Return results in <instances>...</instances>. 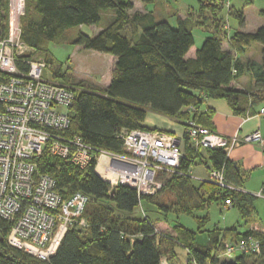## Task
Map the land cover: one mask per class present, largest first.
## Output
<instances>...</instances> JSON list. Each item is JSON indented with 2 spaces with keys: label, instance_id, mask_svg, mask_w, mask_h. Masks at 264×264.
Returning a JSON list of instances; mask_svg holds the SVG:
<instances>
[{
  "label": "trees",
  "instance_id": "trees-1",
  "mask_svg": "<svg viewBox=\"0 0 264 264\" xmlns=\"http://www.w3.org/2000/svg\"><path fill=\"white\" fill-rule=\"evenodd\" d=\"M156 4L161 0H136ZM217 1V2H216ZM219 0L204 6L196 19L177 20L172 27L167 20H156L151 13L134 12L131 0H24L25 14L20 19V41L32 51L20 57L17 65L26 70L24 60L34 54L45 58L55 79L66 80L62 64L51 55V47L66 43L110 56V77L103 88L68 83L75 88L69 108L68 133L77 136L94 149L124 154L121 131L147 130L142 123L147 112L168 117L183 127L184 153L177 169L161 172L159 191L139 196L133 188H113L94 173L95 163L80 168L43 153L37 160V172L55 181L64 197L81 192L88 198L82 218L62 238L55 254L42 261L11 247L7 242L10 224L0 217V264H160L168 257L171 264H264V235L239 232L236 228L213 229L204 245L196 243V234L174 219L190 215L209 205L210 200L222 207H236L242 220L254 212L255 197L239 189L242 179L221 149L194 147L186 134L189 122L213 132L211 109L207 100H222L232 114L246 117L253 106L264 101V24L254 32L236 31L231 37L220 34L215 25L213 35L195 47L192 31L220 22ZM245 4L251 0H245ZM211 17H205L204 7ZM103 11L110 15L102 24ZM7 0H0V37L5 36ZM240 26L244 19L235 12ZM264 20V10L259 12ZM207 22L210 24L207 26ZM214 23V24H213ZM80 27H96L94 35L80 32ZM213 28V27H212ZM71 29L77 30L68 37ZM228 39L234 53L222 50ZM253 43L261 47V61H241L246 48ZM235 54V55H234ZM254 81V92L240 89L234 82L243 75ZM67 84V83H66ZM190 108L194 111L190 112ZM205 153V158H204ZM205 159V162L204 160ZM206 165L209 172L220 171L226 188L212 181L199 180L194 185L191 169ZM229 186V187H227ZM231 187V188H230ZM174 198L168 202L161 195ZM228 200L231 205L225 206ZM152 205L151 218L142 202ZM167 201V200H166ZM207 220L199 219V226ZM254 237L261 241L258 255L234 252L223 256L224 243L236 244ZM185 253V261L178 250ZM181 252V251H180Z\"/></svg>",
  "mask_w": 264,
  "mask_h": 264
},
{
  "label": "built area",
  "instance_id": "built-area-1",
  "mask_svg": "<svg viewBox=\"0 0 264 264\" xmlns=\"http://www.w3.org/2000/svg\"><path fill=\"white\" fill-rule=\"evenodd\" d=\"M24 14V0H7V32L0 37V217L10 224L7 242L11 247L46 261L70 228L85 225L82 214L88 198L81 192L64 197L53 178L38 174L37 160L43 153L80 168L93 160L94 173L111 188L127 186L144 196L160 190L161 172L178 168L181 140L166 132L121 131L125 152L113 154L69 134L75 88L55 80L45 58L23 59L26 70L17 65L20 57L32 51L20 41ZM45 70L50 78L43 75ZM259 115H264V108ZM186 134L194 147L221 149L226 155L241 143H261L258 132L241 139L224 138L192 122ZM207 179L226 188L220 171L209 172ZM224 205L231 203L226 200ZM223 247L226 257L234 252L256 256L261 241L248 237ZM163 261L160 264H166Z\"/></svg>",
  "mask_w": 264,
  "mask_h": 264
},
{
  "label": "rangeland",
  "instance_id": "rangeland-1",
  "mask_svg": "<svg viewBox=\"0 0 264 264\" xmlns=\"http://www.w3.org/2000/svg\"><path fill=\"white\" fill-rule=\"evenodd\" d=\"M200 0H162V5L164 6L165 10H172L174 12H177L183 17H198L200 14ZM229 0H225V3ZM232 5H234L235 8H243L244 12L247 17V29L248 31H253L256 29L257 25L256 23L259 22V20H263L262 17H259L258 12L259 10L264 7V0H251L252 3L245 4V0H230ZM208 0H204V4H208ZM145 7L146 10H152L154 4H141L136 3L135 7L132 11H130V14H133L134 12H139L143 10V7ZM163 6L162 9H163ZM207 8V6H206ZM209 9V8H208ZM221 11V13H220ZM220 13L224 20L228 21V25L231 27V31L238 30L239 29V23L238 19L230 15L229 17L226 14V9L218 11ZM110 15L109 11H103L102 17L103 22L102 24L105 25V18H107ZM169 24L172 26V24H176V17L171 16L167 20ZM91 28V29H90ZM83 27L79 28L78 30L82 33H85L86 35H93V33L97 32L94 31V27ZM77 30L71 29L70 32L67 33L68 37H72L75 35V32ZM194 34V41L195 45L201 44V41L203 39L202 32L200 29L193 30ZM226 40V39H224ZM225 42V41H223ZM226 43V42H225ZM224 47H226V44H223ZM252 45L259 46L256 43H253ZM256 49H248L246 50L245 55L247 58L253 60L255 56L257 55ZM51 55L53 59L56 62H59L62 64V72H65L66 80L62 81V79H55L60 80L62 83L68 85V83L75 84L78 82H84L85 86H93L98 88H103L108 83V79L110 77V70L111 65L109 62L110 56L106 54L96 53L93 51H88L83 49L80 46H74L70 45L69 43H66L64 45H60L58 47H52L51 49ZM34 56L37 58H43V56L34 54ZM246 58V60H247ZM54 73V72H52ZM44 76H48L50 78L49 72L47 70L43 73ZM52 78V77H51ZM70 85V84H69ZM198 173V171H195L194 174ZM206 180V179H204ZM194 185L198 184V182L191 180ZM165 202H168V200L171 199V201L174 199L172 195L168 192H165L160 197ZM167 200V201H166ZM259 200V199H258ZM260 202V201H259ZM255 211L253 212L252 216L250 217V223L245 222L241 219L238 210L236 207H230L225 208L222 207L219 202H216L215 200H210L209 205L205 208V210L201 211H194L191 216L190 215H179L176 219L173 214H169V218L174 219L177 224H181L185 228L192 230L196 234V243L199 245H204L207 241V236L210 231L213 229H229V228H236L239 232H242L246 230L249 227L253 226L254 224H258L259 227H264V202L256 204L254 203ZM142 209L146 211L147 214L151 218L154 216H158V213H152V205L147 204L146 202H142ZM206 217L207 220L203 223L202 226H199V219ZM246 224H249L248 226H245ZM181 251V252H180ZM178 255L182 256V261H185V253L183 250H178ZM164 260V261H163ZM163 262L166 264H169L168 257H164L162 259ZM178 264V261L175 262Z\"/></svg>",
  "mask_w": 264,
  "mask_h": 264
},
{
  "label": "crops",
  "instance_id": "crops-1",
  "mask_svg": "<svg viewBox=\"0 0 264 264\" xmlns=\"http://www.w3.org/2000/svg\"><path fill=\"white\" fill-rule=\"evenodd\" d=\"M200 1L201 3L204 4V0H200ZM208 1L209 3L214 2V0H208ZM131 2L133 4V8L135 7V4L138 3V1L136 0H131ZM218 2H220L221 10L224 9L225 7L226 14L228 17L230 15L235 16L234 15L235 12H241L243 19H244L243 25L242 26L239 25L238 30L231 31L232 29L230 25H228V21L224 20V18L221 15H219L221 13L220 11V13H218V15L216 16V18L220 19V22L218 24L213 23L214 24L213 26L207 27L204 30L198 28L203 33L202 34L203 39H205L206 37L210 35H213V29H215L214 28L215 25L218 26L217 30H219L220 34H224L226 35L227 38H229L236 31H240L244 33L254 32L256 29H258L264 24V20L262 21L259 20V22L256 23L257 25H253V26H257L256 29L253 31H248L247 17H246V14L243 8H240V9L235 8L234 5H232L230 0L227 1L226 3H225V0H219ZM205 5L207 4H204V6ZM161 6H163L162 0L160 1V3L154 4L153 9L150 11L146 10L145 7L142 6L143 10L139 11V13L140 14L151 13L152 15H154L156 20H162V19L168 20L169 17L175 16L176 23L178 19L184 20L188 18V17L181 16L177 12H174L173 9L165 10L164 6L162 9ZM203 9H204L203 14L205 17L212 16L208 8L204 7ZM262 10H264V7H262L259 10V12ZM259 12H258V15H259ZM196 17H193V19H196ZM259 17L261 16L259 15ZM209 24L210 23L207 22V26ZM175 26L176 24L175 25L172 24V27H175ZM80 28H83V27H80ZM94 28H95L94 31H97V28L96 27ZM94 34L96 33L94 32L93 35ZM192 34H193V31H192ZM193 38H194V34H193ZM224 41L226 43L225 42L221 43L222 50L234 53L231 47L229 46L228 39ZM194 44H195V41H194ZM223 44H226V47H224ZM194 46L196 47L198 46V44ZM53 47H58V46H53ZM248 49L257 50L256 51L257 55L255 56V58H253V60L249 59V57L247 58L245 55H241V56L238 55L235 57L236 58L240 57V60L243 62L246 61V58H247V60H251V61H255L259 63L261 61V47L250 45L249 47L246 48V50ZM234 83L240 89H244L249 93L254 92L255 90L254 81L249 74L248 75L244 74L243 76L239 77ZM205 106L210 108L212 111L210 119H211L213 133H215L216 135H219L224 138H231L233 136H237L238 138L241 139L247 135H251L254 132H258L260 134L261 143H241L229 151V153L227 154V158L233 164L235 170L238 172L239 176L242 179V185L239 189H241L242 192L253 195L255 197L256 204L262 203V201L264 202V115H259L260 109L264 108V101H262L256 106H253V111H254L253 114L246 116V117L236 116L232 114L227 104L222 100H207L205 102ZM142 125L149 131L166 132V133H170L180 138L181 140L180 150H181V153H184V139L182 136L183 127L180 124H178L176 121L168 117L153 113V112H147ZM204 158H205V153H204ZM203 160L205 162V159ZM195 171H198V173L194 174ZM208 174H209V170L207 168V163L206 165L198 163L197 166L191 169L190 179L198 182L199 180L206 179L208 177ZM254 211H255V206H254ZM249 221L250 220H246V223ZM248 225L249 224H246L245 226H248ZM249 226L246 230L242 232L252 231V232H257V233H261L264 235V227H259L258 224H254L251 227ZM222 230H226V229H222Z\"/></svg>",
  "mask_w": 264,
  "mask_h": 264
}]
</instances>
